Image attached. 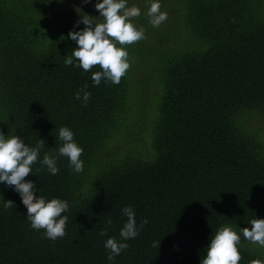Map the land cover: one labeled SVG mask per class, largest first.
Wrapping results in <instances>:
<instances>
[{
	"label": "trees",
	"instance_id": "16d2710c",
	"mask_svg": "<svg viewBox=\"0 0 264 264\" xmlns=\"http://www.w3.org/2000/svg\"><path fill=\"white\" fill-rule=\"evenodd\" d=\"M185 3V35L200 47L172 54L160 69L158 114L150 139L140 140L150 149L137 144L107 157L130 119L133 62L119 84L97 86L99 65L65 64L76 47L66 38L76 9L88 3L0 0V129L33 146L43 138L40 159L58 154L62 126L84 149L82 172L59 156L56 175L37 162L25 177L37 196L69 202L66 234L55 241L30 227L19 193L0 184V264H111L104 242L120 238L127 205L138 225L148 223L115 264H199L220 226L238 231L264 218V142L242 124L247 112L264 110V0ZM125 48L132 56L135 47ZM85 85L86 104L75 98ZM3 199L15 204L6 209ZM237 247L239 264L264 262L256 243L241 237Z\"/></svg>",
	"mask_w": 264,
	"mask_h": 264
},
{
	"label": "clouds",
	"instance_id": "9594fccd",
	"mask_svg": "<svg viewBox=\"0 0 264 264\" xmlns=\"http://www.w3.org/2000/svg\"><path fill=\"white\" fill-rule=\"evenodd\" d=\"M62 3L63 0H60ZM89 3L90 0H83ZM146 11L133 4L129 6V0H97L95 8L99 16H91L77 7L80 19L67 34V39L75 42L72 54L66 56L65 64L74 65L85 71L99 65V71L92 73L93 83L97 86L101 81L105 83L119 84L121 78L130 68L129 53L124 45L132 44L145 38L143 28L137 26L133 18L142 14L146 16L153 27H159L168 18V13L161 10V0H145ZM83 23L84 28H79ZM119 45V46H118ZM87 85L77 90L75 98L87 103L91 92L87 91ZM83 93V95H81ZM75 133L68 127L59 129V139L62 142L58 148V154L44 153L40 159L41 150L46 141L40 138L35 146L25 143L21 136L15 133L5 134L0 129V184L14 187L19 193L22 203L27 208V218L30 227L35 230L43 229V235L55 241L66 234L67 215H62L70 209L69 202L59 197L47 199L43 195H36L39 189L34 180H26L29 173H33L32 165L39 162L46 166L50 174L59 172L57 159L59 156L68 158L70 168L76 172L84 170V161L81 155L84 149L76 142ZM38 171V170H37ZM15 204L12 200L3 199V207L11 208ZM123 215L127 218L120 229L119 239L108 237L104 247L108 250L107 260L115 264V258L123 250L128 248L127 241L139 235L142 227L148 223L147 218L138 225L136 212L131 205L122 208ZM106 223L111 225L109 218ZM251 227H239V230L231 226H220L210 237V242L205 248V254L199 264H239L242 259L237 247L241 237L253 243L264 246V218H254L249 224ZM107 235V230L102 232ZM160 242L153 243V247H159ZM250 264H264L260 260H252Z\"/></svg>",
	"mask_w": 264,
	"mask_h": 264
},
{
	"label": "rangeland",
	"instance_id": "374dc122",
	"mask_svg": "<svg viewBox=\"0 0 264 264\" xmlns=\"http://www.w3.org/2000/svg\"><path fill=\"white\" fill-rule=\"evenodd\" d=\"M96 2L97 0H90L85 12L91 16H99V11L95 8ZM185 2L186 0H161V10L168 13V18L159 27H153L143 14L133 18L134 23L144 29L145 38L124 47H135L133 55H129L128 59L130 64L132 62L134 64L132 74L138 77V83L135 85L132 82L131 97L130 95L127 97L130 119L125 120V123L121 125L125 127L123 131L125 134L117 138L113 148L105 152L107 157L123 155L130 146L137 144L144 146L146 150L150 149L148 143H142L143 141L140 140L141 135L144 141L150 139L158 114L157 103L161 90L158 81L160 69L172 54L187 48L200 47L198 39L185 35L186 29L181 21L180 13L181 8L185 9ZM133 4L139 6L142 12L146 11L145 0H129V6ZM79 19L80 15L77 13V21ZM184 20L187 22L185 17ZM79 27L84 28L85 25L81 23ZM138 60L141 61L140 67L136 65ZM242 124L249 133L260 134V138L255 137L264 142V110L247 112L242 119ZM256 244L264 249V246Z\"/></svg>",
	"mask_w": 264,
	"mask_h": 264
},
{
	"label": "bare ground",
	"instance_id": "6f19581e",
	"mask_svg": "<svg viewBox=\"0 0 264 264\" xmlns=\"http://www.w3.org/2000/svg\"><path fill=\"white\" fill-rule=\"evenodd\" d=\"M196 75V74H195Z\"/></svg>",
	"mask_w": 264,
	"mask_h": 264
}]
</instances>
